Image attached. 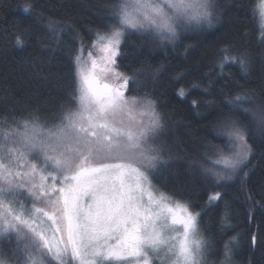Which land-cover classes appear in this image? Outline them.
Returning <instances> with one entry per match:
<instances>
[{
	"label": "snow or ice",
	"instance_id": "snow-or-ice-1",
	"mask_svg": "<svg viewBox=\"0 0 264 264\" xmlns=\"http://www.w3.org/2000/svg\"><path fill=\"white\" fill-rule=\"evenodd\" d=\"M94 8L99 23L87 29L90 47L76 26L63 21L45 20L47 36L41 40L54 51L65 43L67 30L78 43L68 101L76 107L49 93L51 107H34L20 119L9 114L0 122V264H234L237 238L217 249L204 224L207 210L227 193L207 191L201 208L170 190L165 173L173 157L158 144L166 131L158 101L148 93L126 95L139 92V76L152 66L128 75L118 64L128 56L124 49L132 35L151 36L167 49L186 33L213 28L222 15L215 0H96ZM33 11L32 4L23 7L26 14ZM257 16L264 48V0L254 7ZM29 34L17 35L16 43ZM232 65L246 78L252 57L224 44L202 87L213 98L191 105L207 121L200 126L203 163L192 162L205 189L231 187L236 180L241 189L247 184L255 158L253 129L264 154V85L257 91L229 81L225 69ZM53 75L58 81L59 74ZM188 94L184 88L175 93ZM210 133L219 144L204 143ZM227 208L220 220L224 232L230 228ZM250 239L255 246L259 236ZM218 252L223 259L211 261Z\"/></svg>",
	"mask_w": 264,
	"mask_h": 264
},
{
	"label": "trees",
	"instance_id": "trees-1",
	"mask_svg": "<svg viewBox=\"0 0 264 264\" xmlns=\"http://www.w3.org/2000/svg\"><path fill=\"white\" fill-rule=\"evenodd\" d=\"M258 2L215 0L222 15L213 28L204 27L199 32L186 33L177 42L178 46L169 45L167 49L158 47L161 42L151 36L132 35L124 49L127 58L118 60L120 71L128 75L137 72L142 65L152 66L150 73L140 74L139 92L127 95L148 93L158 101V111L166 123L165 134L158 144H163L166 154L173 157L165 173L170 190L178 198H191L201 208L207 200V191L227 193L217 206L207 210L204 224L209 228L207 234L217 241V249L232 237L237 238L234 264H264V199H261L264 196V154L258 146L259 134L254 129L251 133L256 137L255 142L249 140L255 158L250 165V179L243 189L238 180L229 182L231 187L205 189L199 172L192 170V162L203 163L199 159L204 137L200 126L207 121L201 120L191 105L193 100L213 98L203 95L202 87L207 82L205 74L213 70L216 54L224 44L231 45L238 52L247 51L252 57L250 75L245 78L238 65H232L225 69L228 80L257 91L264 85V58L261 55L264 48L258 43V16L253 18ZM26 4L34 5L31 14L23 12ZM95 4L96 0H0V122L9 114L20 119L34 107H51L47 103L49 93L58 97L60 103L73 109L76 107L68 101L74 86L73 57L78 43L73 42V36L67 30L62 34L65 43L59 48L53 46L54 51H49L41 40L47 36L45 20L63 21L76 26L86 47H90L87 29L99 23ZM23 33L31 34L23 36L21 45H18L15 37ZM186 46L191 47L186 51ZM54 73L59 74L58 81ZM178 73L184 74L180 81L175 79ZM225 82L221 80L222 84ZM56 83H59V89L53 86ZM193 83L201 84V89H191ZM178 88L189 93L186 98L175 95ZM213 135L208 134L204 143L219 144ZM226 204L230 228L224 232L220 220ZM252 234L259 236L255 246L251 243ZM210 259L213 262L222 260L223 254L218 252Z\"/></svg>",
	"mask_w": 264,
	"mask_h": 264
},
{
	"label": "rangeland",
	"instance_id": "rangeland-1",
	"mask_svg": "<svg viewBox=\"0 0 264 264\" xmlns=\"http://www.w3.org/2000/svg\"><path fill=\"white\" fill-rule=\"evenodd\" d=\"M259 3H260V0H259V2H258V5H259ZM84 55H85V58L87 57V52L85 51V53H84ZM126 95H127V93H126ZM137 119H139L140 117H136ZM143 119H147L146 117H144Z\"/></svg>",
	"mask_w": 264,
	"mask_h": 264
}]
</instances>
